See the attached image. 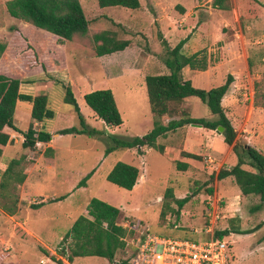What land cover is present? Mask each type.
<instances>
[{
    "label": "rangeland",
    "instance_id": "1",
    "mask_svg": "<svg viewBox=\"0 0 264 264\" xmlns=\"http://www.w3.org/2000/svg\"><path fill=\"white\" fill-rule=\"evenodd\" d=\"M7 1L0 0V43L6 44V50L0 58V72L20 78L22 92L48 95L50 108L57 110L61 115L57 120L50 122V126L46 124V129L73 125L82 128L73 105L64 101V86L71 84L72 80L75 82L72 88H75L80 99H82L79 89L81 86L89 87L85 93L95 89L113 88L124 124L114 130L107 128L106 133L99 137L89 134L61 136L57 139L55 154L54 151L47 153L43 143L32 149H24L22 136L16 134L18 140L13 139L14 143H9L5 147L4 155L0 156V230L2 231H0V247L6 248L3 251H9L11 225H9L8 212L13 205H18L21 197L24 201H21L20 206L26 226H33L37 230L50 228L55 232L47 234L43 230L46 233L38 234L44 237L47 243L55 245V252L51 255V251H44L38 237H32L28 230L19 226L22 231L29 234L24 247L27 251L26 258H29L27 264H43L42 259L45 260V264H54L48 261L46 257L48 254L49 257H56V264L73 263L62 252L63 248L66 253L69 252L70 241L64 242L63 238L59 241V237L65 236L64 233L69 229L68 224L72 223V217L84 211V204L76 210L77 206L64 199L58 202L48 201L66 195L72 189L84 188L87 185V181L84 180L85 174L93 168H97L98 171L88 184V189L83 190L78 196L82 202L88 197L104 193L112 200L126 201V205L130 208L140 207V210H132V216L122 215L120 222L141 221L149 225L152 231L166 236L197 239L200 235L196 236L189 231L191 230L189 224L193 227L203 226L205 219L202 222V213L207 206L210 207V204H206V196L211 194L212 200L215 201L213 204L220 211L219 200L235 201L228 199V195L239 193L233 180L228 179L226 183L223 181L222 185L217 184L220 180L218 173L224 169L219 167V161L212 162L211 169L204 167L190 173L179 170L176 163L166 166L163 170H158L151 164L150 176L143 193L137 191L130 194L122 188L124 192L119 191L120 187L107 179V174L114 164L119 160L122 161L124 149L120 147L106 154L107 146L113 145L106 134L130 138L136 134H147L154 127L147 90L141 89V77L143 73L155 71L145 64L150 55H154L164 64L162 56L165 50L158 33L165 30L170 32L169 43L172 46H176L180 40L188 37L187 43L191 40L195 42L186 46L184 50L186 54L190 55L192 53L189 51L197 49L207 55L209 64L206 70L186 67L193 71L192 75L198 74L195 79L196 87L210 89L215 87L214 83H218L216 86L221 85L225 83L229 74L233 75L235 80L222 103L238 132L236 140L238 144H249L264 152V0H227L226 9L215 7L213 0H199L198 3L195 0L191 5V12L187 15L177 7L181 5L179 3L181 0H167L162 6L161 21L157 19L158 16L151 3L150 6L145 7L146 0H141L144 7H140V11L122 6L99 7L98 0H81L89 20V32L86 35L77 34L71 40L61 39L30 22L11 16L7 10ZM104 29L115 30L118 38L129 39L131 44L123 51L98 56L93 35ZM225 59L227 65H219ZM122 66L135 71H129L123 77L107 79L119 73ZM188 76L187 73L186 77ZM195 98L187 100L190 102L185 101L181 104V108L196 117H209L211 113L208 106L198 97ZM82 103L87 120L96 129L104 131L103 121L94 115L85 101ZM31 110L30 102H18L15 120L21 129H27L33 121ZM180 114V111L175 113L178 117ZM35 127L41 128V124L36 123ZM230 146L233 149V145ZM48 158L55 160V164L51 167L45 165ZM244 159L249 162L245 155ZM11 165L13 171L12 176H9L6 170ZM243 166L255 171V168L249 164ZM25 170H28L29 178L24 186V182L21 184L16 178L23 175ZM226 185L236 188L235 191L229 187H227L229 190H225ZM168 188L182 191L179 192L182 197L189 195L193 201L194 211L187 215V220L185 218L183 221L177 216V209L171 212L169 219L166 218V214L169 213L168 202L171 199L166 196ZM209 188H213V193L207 192ZM43 198H46L43 202L48 203L37 208L33 207L43 204L41 201ZM237 200L230 207L239 208ZM258 203H260L258 196L241 197V209L239 208V212L235 215L240 218V223L244 224L243 228L254 230L256 233L251 240L246 238L244 240L238 236L229 238L234 240L230 247L233 250L230 251V255L235 261L234 264H264V207L257 211L252 209ZM227 214L231 217L230 214L234 213L231 211ZM222 215L223 213L216 223V228H224L226 223L230 227L228 216L222 218ZM52 216L54 220L47 219ZM180 222L182 226L179 229L171 227ZM3 232L7 237L2 235ZM17 234L21 236L19 232ZM258 242L260 246L258 245L257 250H254L253 245ZM124 256L123 250L119 249L111 264H126ZM237 257L242 262L238 263ZM8 260L9 258L4 264ZM86 263L110 264V261L104 257H89L86 258Z\"/></svg>",
    "mask_w": 264,
    "mask_h": 264
},
{
    "label": "trees",
    "instance_id": "2",
    "mask_svg": "<svg viewBox=\"0 0 264 264\" xmlns=\"http://www.w3.org/2000/svg\"><path fill=\"white\" fill-rule=\"evenodd\" d=\"M227 0H214L215 7L220 9L228 8L225 4ZM100 7L122 6L130 9H139L142 5L141 0H98ZM179 10L184 13V8L177 5ZM7 10L15 18L23 19L32 23L38 28L47 30L61 39L71 40L75 35H86L89 32V20L80 0H8ZM119 25V24H117ZM158 37L164 47L165 53L162 58L169 72L163 74H147L145 83L151 105V111L155 115V124L153 129L143 136L132 138H121L113 134L108 135L113 145H108L105 152L109 154L117 148H137L142 153L143 147H156L157 139L176 130L187 123L199 124L202 127L217 130L219 126L223 127L222 134L224 141L233 145V150L238 156V163L231 169H221L218 173V179L227 176H233L241 192L245 196H258L260 203L252 208L257 211L264 207V152L249 144H238V132L228 117L224 106L223 98L235 80L232 74H229L225 83L204 89L193 85L191 79H187L184 69L189 67L193 70H206L209 60L202 50L192 54L183 52V47L188 41V37L180 40L176 46L171 47L169 41L162 32ZM95 50L98 56L112 54L123 51L131 44L129 39H120L117 32L113 29H104L94 33ZM6 50V44L0 43V58ZM251 65L249 61V66ZM22 80L18 77L0 72V145L13 143L10 134L5 131L6 127L20 132L24 136L22 146L24 149L35 148L38 142H50L54 135H63L69 133L89 134L101 136L105 132L91 127L87 124L84 115L81 112L79 103L75 97L71 85H65L64 101L73 105L75 112L80 118L82 128L71 126L61 129L55 133H50L44 128L35 129L36 121L42 122L46 119H52L55 112L50 108L49 97L47 94H26L20 91ZM258 84V82H257ZM188 97H198L204 102L211 113V117H193L191 114L181 108V104ZM19 101L30 102L32 104L31 116L33 121L27 129H21L15 124V112ZM86 103L93 109L95 114L108 127L121 126L124 123L123 116L117 105L113 91L110 88L96 89L85 94ZM180 111L178 119L170 120L168 123H162L160 120L166 114H175ZM52 147H47L46 152H52ZM3 149L0 147V155ZM182 155L201 159L200 155L182 152ZM244 155L248 157L246 162ZM51 163V161H48ZM179 170H186L187 164L176 162ZM249 164L255 171L243 167ZM12 165L6 170V174L12 176ZM96 171L93 169L84 177L85 182ZM140 176V169L130 163L117 161L107 179L125 189L132 190ZM25 175L16 178L23 182ZM213 188L207 190L213 193ZM167 197H173V190L167 189ZM61 196L51 201L64 199ZM190 199L187 195L181 199H176L179 207ZM43 202V204L48 203ZM42 204L33 207H40ZM87 215L81 214L75 220L71 228L63 237V241L69 242V252L62 250L70 262L76 257L99 256L107 258L113 262L118 250L124 247L123 237L127 229L119 225L122 211L97 197H93L87 205ZM239 218H231L230 229L217 231V236L228 237L230 233H251L254 230H242L240 225L236 224ZM264 223V222H263ZM50 255V254H48ZM9 251L5 250L0 254V264L8 259ZM54 261L55 256H50Z\"/></svg>",
    "mask_w": 264,
    "mask_h": 264
},
{
    "label": "crops",
    "instance_id": "3",
    "mask_svg": "<svg viewBox=\"0 0 264 264\" xmlns=\"http://www.w3.org/2000/svg\"><path fill=\"white\" fill-rule=\"evenodd\" d=\"M164 1L166 2L167 0H148V1L146 0V5L147 6L145 5V7L150 6V3H151L153 5V7H154L155 12H156V16H158L157 19L160 20V21L162 19V16H161L162 13H163L162 6H163ZM183 1L181 0V2H179V3L181 4L180 6H182L184 8V10H185L184 11V15H187V14H189L191 12V5L193 4V1H195V0H189V1L188 0H183ZM196 1H197V3L199 2V0H196ZM80 2H81V0H80ZM141 3H142V5H141V8H142V7H144V4H143V2H141ZM141 8H139L138 11H140ZM99 9L101 10L102 8H99ZM44 31H47V30H44ZM47 32L50 33V34H53V33L49 32V31H47ZM162 32L164 33V37L166 39L168 38V41H171L170 40V34H169L170 32L165 31V30H162ZM183 33H185V32H183ZM187 42L185 43V45L183 47V52L184 53H186V51H184V50H186V46L188 44L192 45L195 42V40H194V42H193V40L189 41V43H187ZM170 46L174 47V46H172L171 43H170ZM193 52H197V49L189 51V53H193ZM226 60L227 59H225L224 62L222 61L221 63H219V65L220 64H222L223 66L225 64L227 65V61ZM145 64L147 66H149V67L151 66L153 69H155V71L150 72L148 74H163V73L169 72L168 68L160 60H158L154 55H150L146 59V63ZM129 71H135V69L132 70L131 68H127L125 66H122L119 69V73H117L116 75H112V76L108 77L107 79H111L112 80L114 78L123 77L124 74H126ZM142 72H144V71L142 70ZM192 72L193 71L190 70L189 68H185L184 69L185 76H186L187 73L189 74V76L186 77V78L187 79H191L192 82H193V85H195L196 84V82H195L196 75H198V74H193L192 75L191 74ZM202 72H205V71H202ZM146 75H147L146 73H143V75L141 77V89L142 90H144L146 88V83H145ZM70 83L71 84H69V85H71V87H74V83L75 82L72 80ZM216 84H218V83H214L215 87H216ZM88 88L89 87H87V86H83V87L81 86L79 88L82 99H80L77 96V92H76L75 88H72V89H73V91H75L74 92V94L76 95L75 97H76V99H77V101L79 103L81 112L84 115L87 124L89 126L93 127V125L87 120V118H86V116L84 114L85 108L83 107V103H82L83 101H85V94H86L85 92L87 90H89ZM64 89H65V86H64ZM110 89L112 90L113 88H110ZM146 90H147V88H146ZM112 91L114 93V89ZM22 93H26V92H22ZM26 94H29V93H26ZM42 94H45V93H42ZM114 95H115V93H114ZM115 98L117 99L116 96H115ZM192 98H195V97H188V98L185 99V101H187L188 99H192ZM148 99H149V97H148ZM185 101L183 103H185ZM187 102H190V101H187ZM85 103H86V101H85ZM117 105H118V99H117ZM150 108H151V105H150ZM54 112H55V116L52 119H46V120H44L42 122L36 121L34 123V128L35 129L44 128L46 131H48L50 133H55V132H57V131H59L61 129L71 127V126L58 127V128H54V127L51 128L50 127L49 129H46V127H45L46 124H49V126H50V122H53V121L57 120L58 117H60V115H61L55 109H54ZM152 114H153V112H152ZM94 115H96V114H94ZM191 115L193 117H196L192 113H191ZM96 117H98V116L96 115ZM153 117H154V122H155V115L154 114H153ZM209 117H211V114L209 115ZM178 118L179 117L176 116L175 114H166V115H164L161 118V121H162V123H168L170 120L178 119ZM100 121H102V120L100 119ZM36 123L38 125L41 124V128H36L35 127ZM15 124L20 128V126L16 122V120H15ZM73 126H77V125H73ZM107 128L109 130H114L116 127H108V126L105 125V128H104V132L105 133L107 131ZM5 131L8 134H10V138L11 139H14V140L17 141L18 139H17L16 134H20L22 136V140L21 141L24 140L23 134L18 132V131H16V130H14V129H12L11 127H6ZM64 135L75 136V135H82V134L69 133V134H63V135H54L50 142H47V143L46 142H41V143H43V145H45V148L52 147V149H53L52 153L54 151V154H55L56 153L55 152V148H56V146H57L56 144L58 142L57 139H59V137L64 136ZM106 135L108 136V134H106ZM135 136H143V135L136 134V135L130 136V138L135 137ZM13 143H14V141H13ZM156 144H157L158 148H156V147H147V146L143 147L141 149L142 153L139 152V150L137 148H123V147H121L122 149H124V152L122 154L123 155V159H121V160L126 162V163H130V164H133V165L137 166L140 169V176H139V179H138L136 185L134 186V188L132 190H128V189H125V188L119 186L120 187L119 191H123L124 192V190H126L130 194L131 193L134 194L137 191H142V193H143V191H144V189H145V187L147 185L149 176H150L151 164L156 169L163 170L166 166H169L170 164H174L177 161H179V162H183V163L187 164V168L184 171H187V172L190 173V172H195L198 169H203L204 167H207V168L211 169L212 166H213L212 162H214L215 160L219 161V163H218L219 167H221V168L223 167L224 169H231L238 162L237 154L235 152H233L232 147L224 141V136H223L222 133L217 132V130L208 129V128H205V127H202V126H196V125H193L191 123H187V124H185V125H183L181 127H178L174 131H170V132L160 136L157 139V143ZM7 145H5V146L4 145H0V147L3 149V152H2L3 155H4L5 147H7ZM28 149H30V148H28ZM183 151L191 153V154L200 155L201 159H197V158H193V157H189V156H184V155H182ZM48 161H51V163L48 162ZM53 164H55V160L48 158L45 165L47 167H51V166H53ZM93 169H96V171L89 177V179H88L89 181L87 180V185L84 186V188L82 187L81 189H78V190L72 189L71 191H69L68 194L60 195L58 197H61V196L63 197L64 196L65 197L64 201H69L73 206H77L76 210L78 208L80 209V206L82 204H84V208L85 209L79 215H81V214L87 215V213H88L87 205H88L89 201L93 197H97V198H99L101 200H104V201H106V202L118 207L122 211L123 215L132 216V210H134V209L135 210H140L139 206L130 208L128 205H126L127 204L126 201H123V200H121V201L112 200L110 197L104 195V193H101V194L98 193L99 195H95L93 197H88L85 201L82 202L78 198V196L80 195V193H82L83 190L88 189V187H89L88 184L91 182V180L94 178L96 172L98 171L97 168H93ZM217 169H218V167H217ZM217 171H219V170H217ZM28 173H29L28 170L27 171L25 170L24 173H23L25 175V179L23 181L24 183L21 182V184L23 183L24 186L26 185V182H27V180L29 178V174ZM144 177H145V179H144ZM228 179L230 181H232V180L235 181V185L239 189V193H237L236 195H233V196L232 195H228V199H234L235 201H236V199H238L237 200V205H239V208L241 209V207H240L241 206V197L242 196L245 197V195H243V193L241 192V189L237 185L235 178L232 175L231 176H227V177H225L223 179L218 180L217 184L220 183L222 185V182L223 181L225 182ZM229 186L230 185H226V187H224V186L223 187L225 188V190L226 189L229 190V188H231V189H233V191H235L236 188H234L232 186L229 187ZM227 187H229V188H227ZM121 188L124 189V190H122ZM216 188L217 187H215V190L217 191ZM171 189L173 190V197H170L171 199L168 202V206H169L168 207L169 208L168 212L169 213L167 212L168 214H166L167 215L166 218L169 219L168 217H169L170 214H172L171 212H175V209H177V213H178L177 216H180V219L183 220V221H184L185 218L187 220L188 219L187 215L190 214V213L192 214V212L194 211L193 206H192V204H194L193 201L191 199H189L183 205V207L180 208L178 203H177V201H176V199L183 198L181 196V193H179V192H182V191H176L175 188H171ZM228 194H230V193H228ZM210 195L206 196V199H205L206 204H211V203L213 204V202L215 203V201L212 200ZM42 197H44V196H42ZM58 197H55V198H58ZM82 198H83V196H82ZM45 200H46V198H43L41 201L43 202ZM61 200H63V199H61ZM21 201H24V200H23V198L21 199V197H20L18 205L17 204L13 205L11 210L8 212V216H9V219H10L9 220V222H10L9 225H11V230L9 232V257H8L9 260L6 261L5 264H27V262H29V260H28L29 258H26V252L27 251L24 248L25 247V241L29 239V234H27V232L22 231L20 227H23L25 230H28L31 233V235H33L32 237H34V236L38 237L39 238L38 240L42 243V247H43L44 251H51L50 252L51 255H53V253L55 252V245H51V244L47 243V241H45L44 237H40L38 235V234H43V233H46V232H47V234L55 233L54 229L52 230V229L49 228L50 229L49 230L47 228L46 229L43 228L42 230H40V228H39V230H37L33 226H30V225L26 226V223H25L26 221L24 219L23 211H22V208L20 206L21 205ZM58 201H60V200H58ZM219 201H220L219 202L220 204L219 203L218 204L220 205V209H221L219 212L223 213V215H224V217H222V218L227 217L228 216L227 212H231V211H233L234 214H230L231 217L228 216L229 220L231 218H238V217H236L235 214L239 212V208L238 207H235V208L230 207L231 205L233 206L235 201L229 202L227 199H222V200H219ZM27 204L30 206L29 202H27ZM216 204H217V201H216ZM43 205L44 204H42L41 206H43ZM208 207L209 206H207V209H208ZM196 209H198V207ZM207 209L203 211L202 216H201L202 222L205 219L204 222H203V226H201V227H198V226L193 227V226H191L192 224H189L190 227H191V230H189V231H191L196 236L200 235L199 237H197V240L199 238H204L207 235L205 232L200 233L198 231V230H200V228H204L205 227L204 223H205L206 218H207L206 217V214L208 212ZM79 215L76 214L75 217H72L71 225H70V223L68 224L69 225V229L71 228V226L73 225V223L75 222V220L78 218ZM29 218H31V217H28V219ZM47 219L48 220H54V216H52L50 218H47ZM70 222H71V220H70ZM229 223H230V221H229ZM167 224L169 226H171L169 223H167ZM236 224L240 225L242 230H246L245 228H243L244 224L240 223V220L236 221ZM12 226H13V229H12ZM180 226H182L181 222H180V224H174V226H171V227H173L175 229H179ZM224 226H225L224 228L230 229L228 223H226V225L224 224ZM220 229H222V228H220ZM43 230H45L46 232L43 231ZM11 232H13V234ZM18 232L21 234V236H18V234H17ZM66 233H67V231L64 234H66ZM255 233H254V231L251 232V233H245V234H243V233H230L228 238L233 237V236H238L239 238H244V240H245V238L247 240H251V238L254 237ZM3 234L5 235V237H7L4 232L2 233V235ZM201 235H203V236H201ZM62 238H63V236H60L59 237V241ZM174 238H191V239H195V238H192V237H174ZM59 241L57 243H59ZM5 242H7V241H5ZM232 242L234 243V240H232ZM258 245L260 246L259 242L253 245L254 250H257ZM3 249H6V248L5 247H0V253H2L1 251H3ZM231 251H233V250H231ZM242 255L243 254L241 252V256ZM46 257H47L48 261L56 264L55 261H52V259H51V257H49V255L46 256ZM89 257H93L94 258V257H99V256L76 257L74 259V261H72L73 263H70V264H75L77 262H80L81 264H88V263H86V258H89ZM40 259H42V257H40ZM42 260H44V259H42ZM75 260H76V262H75ZM237 260H239V258ZM41 261H40V263H41ZM240 262H242V260L241 261L239 260L238 263H240ZM43 264H45V260H44ZM110 264H111V262H110Z\"/></svg>",
    "mask_w": 264,
    "mask_h": 264
},
{
    "label": "built area",
    "instance_id": "4",
    "mask_svg": "<svg viewBox=\"0 0 264 264\" xmlns=\"http://www.w3.org/2000/svg\"><path fill=\"white\" fill-rule=\"evenodd\" d=\"M41 145L38 142L37 145ZM36 145V146H37ZM204 238H174L152 231L141 221L124 220L119 225L127 229L123 237L124 260L126 264H234L230 247L232 240L218 237L216 228L221 217L217 206L210 204L206 214ZM224 217V215H222ZM44 260H42V263Z\"/></svg>",
    "mask_w": 264,
    "mask_h": 264
},
{
    "label": "water",
    "instance_id": "5",
    "mask_svg": "<svg viewBox=\"0 0 264 264\" xmlns=\"http://www.w3.org/2000/svg\"><path fill=\"white\" fill-rule=\"evenodd\" d=\"M193 125L201 126L199 124H193ZM222 131H223V127L222 126H219V128L217 129V132L222 133Z\"/></svg>",
    "mask_w": 264,
    "mask_h": 264
}]
</instances>
